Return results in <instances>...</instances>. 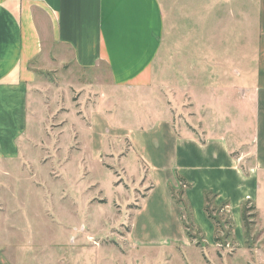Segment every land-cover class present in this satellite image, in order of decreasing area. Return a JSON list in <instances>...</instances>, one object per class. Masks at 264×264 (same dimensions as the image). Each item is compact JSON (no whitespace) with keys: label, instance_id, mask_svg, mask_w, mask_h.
I'll list each match as a JSON object with an SVG mask.
<instances>
[{"label":"crops","instance_id":"obj_1","mask_svg":"<svg viewBox=\"0 0 264 264\" xmlns=\"http://www.w3.org/2000/svg\"><path fill=\"white\" fill-rule=\"evenodd\" d=\"M258 15L254 71L245 72L243 59L236 68L239 78L216 72L220 80L230 76L225 83L235 86L230 89L235 112L227 105L223 82L208 86V79L218 77L208 72L205 95L191 91L206 114V125L199 122L195 130L175 124L154 70L164 33L159 0H0V204L7 206V197L20 191L16 186L22 170L36 177L47 159L41 140L52 135V109L40 104L35 64L49 44H56L71 52L80 69L108 68L99 89L90 81L81 83L94 101L80 104V126L91 138H124L128 150L118 164L123 168L130 154L133 165L139 164L133 185L139 183L146 192L134 212L132 241L141 247L190 245L182 220L185 205L175 199L179 191L206 241L211 243L216 234L205 210L208 194L210 206L228 209L236 237L244 238V203L257 209L264 205V0H258ZM250 106L253 123L246 130ZM28 144L35 146L32 154L26 151ZM6 213L0 209V223ZM152 231L158 234L152 236ZM11 234L0 230V264H22L25 250L13 246Z\"/></svg>","mask_w":264,"mask_h":264},{"label":"rangeland","instance_id":"obj_2","mask_svg":"<svg viewBox=\"0 0 264 264\" xmlns=\"http://www.w3.org/2000/svg\"><path fill=\"white\" fill-rule=\"evenodd\" d=\"M159 1L164 33L154 64L156 77L166 92L165 100L173 107L175 124L197 130L199 122L206 125V114L191 97V91L197 89L199 96L205 95V75L213 72L218 76L208 79L209 87L223 82L228 88L227 105L233 110L236 98L230 89L235 86L225 83L230 76L220 80L217 73L237 75V64L243 59L245 72L254 71L260 37L258 0ZM35 67L40 104H49L52 109L48 129L52 135L41 140L47 159L36 177L22 170V182L16 186L20 191L15 198L7 197V206L0 204V209L7 211L0 230L13 233V246L24 248L22 264H264V205L257 209L250 202L245 205L242 239L236 237L228 209L213 210L212 206L209 211L218 220V227L216 224L211 243L191 223L186 208L184 220L189 222L190 245H136L130 231L134 212L146 192L139 183L133 185L139 164L133 165L130 154L123 163L125 173L117 158L127 153L126 140L91 138L86 126L84 131L80 126V104L94 101L93 94L81 83L90 81L99 89L107 80L108 68L100 65L92 71L80 69L72 63L71 52L56 44L46 47ZM245 101L247 106L250 100ZM140 105L134 107L142 110ZM250 109L245 118L246 130L253 123L252 106ZM231 110L229 115L233 114ZM34 148L26 151L32 154ZM39 183L42 186L38 187ZM177 196L182 198L181 191Z\"/></svg>","mask_w":264,"mask_h":264},{"label":"trees","instance_id":"obj_3","mask_svg":"<svg viewBox=\"0 0 264 264\" xmlns=\"http://www.w3.org/2000/svg\"><path fill=\"white\" fill-rule=\"evenodd\" d=\"M181 195H182V198H177L178 196H177V194H175V199L179 202V203H183L184 205H185V211H186V208L189 210V215H190V221H191V223L194 225V222L192 221V214H191V210H190V207L189 206H187L186 207V204H185V200L183 199V192H181ZM210 200V201H209ZM247 204V202L246 203H244V205H243V207H242V216H243V219L245 220V205ZM211 205V195L210 194H208L207 196H206V206H205V210H206V213H207V215H208V217L210 218V219H212L213 221H214V224H215V226H216V224H217V227H218V220L216 219V217L215 216H213V214L209 211V209H210V207H212V206H210ZM213 210H216V207H213ZM185 211H184V213H183V215L185 214ZM244 213V214H243ZM185 219V216H182V220H183V224L185 225V228H187V234H188V236L189 237H191V235H190V233H189V231H188V223L189 222H187L186 220H184ZM216 227V228H217Z\"/></svg>","mask_w":264,"mask_h":264}]
</instances>
